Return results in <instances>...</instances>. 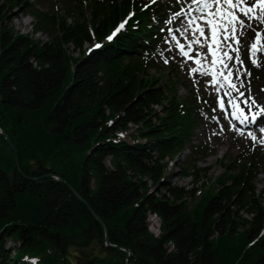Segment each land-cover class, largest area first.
Returning <instances> with one entry per match:
<instances>
[{
	"label": "trees",
	"instance_id": "trees-1",
	"mask_svg": "<svg viewBox=\"0 0 264 264\" xmlns=\"http://www.w3.org/2000/svg\"><path fill=\"white\" fill-rule=\"evenodd\" d=\"M68 3L71 15L0 1V128L15 146L20 170L0 136V264H76L70 249L89 251L81 264H264V187L256 197L254 188L258 167L264 172L262 156L234 157L223 166L218 189L206 195L162 178L166 159L185 148L195 153L190 127L207 102L192 90L176 101L173 69L169 86L150 73L170 0H120L90 8L88 17L79 0ZM133 3L138 12L129 25L105 39ZM13 7L31 12L33 31L46 33L47 41L14 34ZM249 73L263 88L264 61ZM128 126L139 129L138 138L118 139ZM40 172L77 192L103 221L108 241L128 250L126 261L124 251L104 245V229L84 203ZM148 215L160 220L157 238L148 232Z\"/></svg>",
	"mask_w": 264,
	"mask_h": 264
},
{
	"label": "rangeland",
	"instance_id": "rangeland-1",
	"mask_svg": "<svg viewBox=\"0 0 264 264\" xmlns=\"http://www.w3.org/2000/svg\"><path fill=\"white\" fill-rule=\"evenodd\" d=\"M3 1V0H0ZM29 5H35V7L40 10L42 13L49 12L50 9H53L56 13L69 12L71 15L72 6L68 3L69 0H24ZM80 8L82 9V14L88 17V13L90 12V8L92 7H109L113 4L120 2V0H79ZM159 1V0H157ZM191 2V0H183V7H187V5ZM187 5L185 6V4ZM78 4V3H77ZM170 15L173 13L174 7H176L177 11L181 8V3H177V0H170ZM195 7V5H193ZM25 9L19 10V8L11 9V22L8 23L9 29L13 31L16 35H24L29 39H32L35 42H45L47 41V35L44 32H34L33 25L36 22V19L33 16H30L31 12L26 13ZM138 10L134 9V3L128 8L126 13L123 16L118 17L117 21L113 25L116 28L119 24L125 21V18L128 17L129 13H137ZM134 15L131 16L129 20L133 19ZM170 17V16H169ZM168 17V18H169ZM68 23H72L71 19L67 20ZM127 21V22H128ZM187 23V20L184 21ZM200 23L199 21H197ZM132 23H138V21H133ZM247 23V21H246ZM129 23L125 24L124 29L128 26ZM167 27V25H166ZM175 27H182L179 22H174L172 25ZM253 27H256L254 24ZM260 28H264V25H260L257 30ZM121 30L120 32L124 31ZM10 31V32H11ZM119 32V33H120ZM254 32L250 29L245 30V34L239 36V52L241 59L244 61V67L241 69L243 73L240 76L239 80H235V75L233 76L234 81L239 84L243 82L244 87L239 88L240 92L244 93L243 97L237 101L240 105V109L244 112L245 115L250 116L252 112L259 111L262 107H264V87H260L254 84V81L250 79L247 73L257 70V68L263 65L264 61V49L259 51L256 54V58L258 60L259 66H254L249 59V46L251 41L250 36H254ZM264 35V34H262ZM178 39L187 44V39L181 34H177ZM254 38V37H253ZM168 41L165 43V41ZM264 42V41H262ZM237 45L233 44L235 48ZM87 45L84 46L83 50L86 49ZM159 50L157 51L156 60L154 61L155 66L150 71V73L156 77L160 78V81L165 85H168V78L172 77L170 69H173V74L178 80V84L176 86L177 90V100H180L182 103L184 102V98L187 96L188 91L192 90L194 95L202 96L207 102L203 104L200 109H196V113L200 118V121L195 125L191 126V148L194 149L195 153H191L190 149H184V151L175 156L174 160L166 159L165 162V171L163 174L164 182L167 185L179 187L186 190H194V195H206L209 194V191H215L216 188L219 187V182L217 180H221L225 177V170L223 166L228 164L233 160L234 157L240 156L244 154L246 151H252L258 156H262V164L264 165V146L259 144L258 142H253L249 136L248 132L251 130L253 134L260 137L259 127L262 126V122L260 125H251L246 126L242 124L241 117L237 113V117L235 120L232 119V109L227 106L223 111L219 108L218 100L224 99L227 101V97L223 96V89L220 90L219 94L217 93V86L211 85V75H200V73H195L193 75H189L190 68L196 67L190 60L185 62L179 55L178 50L175 48V42L171 41L168 38L167 31L164 34V38L162 42L159 44ZM171 48L172 51L169 52L168 49ZM196 51L207 52V48L199 49L197 46H194ZM67 52L71 54L74 58L80 55L79 51L74 49L71 45L67 47ZM231 55L235 56V53H231ZM165 60L168 62L165 63ZM204 63L207 64L208 68H211V57L207 56ZM236 67H239L238 65ZM220 70V66H217L216 71ZM161 84V83H160ZM250 90V91H249ZM233 96L238 95L237 93H232ZM251 95L255 104L252 105L251 109L246 106L245 99ZM248 104H252L253 101H247ZM213 104V107H211ZM155 113L157 116H161L160 108L154 107ZM215 116L216 119L213 120L212 117ZM156 122V120H153ZM139 129H136L135 126H128V129L119 133H116L118 139H127L133 140L138 138ZM243 133V135L241 134ZM0 136L6 140H9L7 134L3 133L0 128ZM131 138V139H130ZM10 141V140H9ZM11 142V141H10ZM13 144V143H12ZM14 146V145H13ZM15 148V146H14ZM12 151V149H11ZM11 152V155L14 157V153ZM9 155V152L7 153ZM16 154V149H15ZM17 160V156H16ZM16 162V161H15ZM16 167L19 170L18 160ZM31 166L34 169H38L41 171V166L36 163V161L31 162ZM259 169V175L255 178L254 188H255V197L259 195L262 188L264 187V172ZM44 172H46L43 169ZM182 171L189 173L188 175H182ZM192 173H196V178L191 176ZM42 176H49L54 179L56 182L62 183L61 178L59 176L50 175L49 173H41ZM44 174V175H43ZM64 181V180H62ZM145 183L150 186L151 184L147 180H143ZM65 182V181H64ZM155 189V187H154ZM153 190V188H152ZM160 190V188H159ZM193 204V202L191 203ZM191 208V207H189ZM238 216L250 220L251 216L246 214L244 211L238 212ZM105 226V225H104ZM146 226L149 234L153 237L157 238L161 235L160 230V220L153 215H148L146 218ZM106 230V227H105ZM105 232V231H104ZM107 232V230H106ZM263 232V231H262ZM261 232V233H262ZM90 237H93L90 235ZM213 237H216L214 235ZM108 238V235H107ZM110 243V242H109ZM111 244V243H110ZM105 245V240H104ZM113 245V244H111ZM116 246V245H114ZM122 248V247H121ZM166 249L171 250L172 246L170 244L166 245ZM126 253L125 261L130 256L128 251L123 249ZM71 261L76 264H81L82 262L87 263L85 261V255L88 254L87 249H70ZM83 263V264H85ZM127 263V262H126Z\"/></svg>",
	"mask_w": 264,
	"mask_h": 264
},
{
	"label": "snow or ice",
	"instance_id": "snow-or-ice-1",
	"mask_svg": "<svg viewBox=\"0 0 264 264\" xmlns=\"http://www.w3.org/2000/svg\"><path fill=\"white\" fill-rule=\"evenodd\" d=\"M155 3V0H151ZM177 3L183 5V0H177ZM195 5V7H193ZM150 5H145L147 8ZM143 10V9H142ZM134 15L129 13L125 21L119 24L111 35L105 39L111 41L121 30L124 29L128 19ZM185 19L187 23H185ZM199 21L200 23H198ZM247 21V23H246ZM174 22H179L182 27L173 28ZM167 28H161V32L167 31L168 38L175 42V48L178 50V55L185 61H191L196 67L190 68L189 75L200 73V75H211V85L217 86V93L223 89V96L227 97L218 100V105L221 111L226 107L232 109V119L235 120L237 113L241 117V123L246 126L260 125L264 121V107L259 111L252 112L250 116L245 115L240 109L237 102L240 97L244 96L239 88L244 87L243 82L237 85L234 81L239 80L243 74L241 69L244 67V61L241 59L239 52V36L245 34V30L250 29L254 32L253 42L249 46V59L254 66L258 65L256 54L264 49V28H259L264 25V0H191L187 7L181 6L178 11H174L165 21ZM256 27H253V25ZM177 34H181L187 39V44L178 39ZM168 41L166 40L165 43ZM233 44L237 45L235 48ZM194 46L199 49L207 48V52L196 51ZM101 44L97 43L95 48H100ZM90 49L89 51H93ZM172 51L171 48L168 49ZM235 53V56L231 53ZM211 57V68H208L204 63L206 57ZM168 61L165 60V63ZM220 70L216 71L217 66ZM239 67H236V66ZM251 75V73H247ZM250 91V90H249ZM238 95L233 96L232 93ZM247 101H255L249 95L245 99V104L251 109L252 105ZM216 119L215 116L212 117ZM260 137L253 134L251 130L248 132L249 138L253 142H258L264 146V126L259 127ZM243 135V133H241Z\"/></svg>",
	"mask_w": 264,
	"mask_h": 264
},
{
	"label": "water",
	"instance_id": "water-1",
	"mask_svg": "<svg viewBox=\"0 0 264 264\" xmlns=\"http://www.w3.org/2000/svg\"><path fill=\"white\" fill-rule=\"evenodd\" d=\"M6 141L8 142L9 146L11 147V149H12V151H13V153H14L15 161H16V163H17L14 146H13V144H12L7 138H6ZM61 182L67 186V188L70 190V192H71V193H72V194H73V195H74L79 201H81V202L84 203V205L87 207V209H88V210L90 211V213L92 214L93 218H94L95 220H97V221L101 224V226L103 227V229H104V231H105V232H104L105 246H106V247H110V248H112V249H123V248H121V247L114 246V245H111V244L109 243L108 238H107V232H106V230H105V226H104L103 221L97 216V214L92 210V208H91L87 203H85V202L79 197V195L77 194V192H76V191H75L70 185H68L66 182H64V181H62V180H61ZM90 234L93 236V232H91ZM125 250L128 251L127 249H125Z\"/></svg>",
	"mask_w": 264,
	"mask_h": 264
},
{
	"label": "bare ground",
	"instance_id": "bare-ground-1",
	"mask_svg": "<svg viewBox=\"0 0 264 264\" xmlns=\"http://www.w3.org/2000/svg\"><path fill=\"white\" fill-rule=\"evenodd\" d=\"M188 1V0H187ZM182 5V4H181ZM187 5V3L185 4V6ZM182 6H184V5H182ZM158 108V107H157Z\"/></svg>",
	"mask_w": 264,
	"mask_h": 264
}]
</instances>
